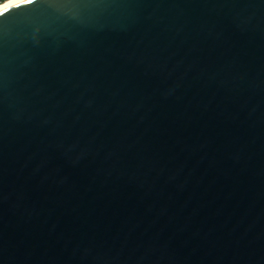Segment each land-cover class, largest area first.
I'll list each match as a JSON object with an SVG mask.
<instances>
[{
  "label": "water",
  "instance_id": "obj_1",
  "mask_svg": "<svg viewBox=\"0 0 264 264\" xmlns=\"http://www.w3.org/2000/svg\"><path fill=\"white\" fill-rule=\"evenodd\" d=\"M0 264H264V0L0 11Z\"/></svg>",
  "mask_w": 264,
  "mask_h": 264
},
{
  "label": "bare ground",
  "instance_id": "obj_2",
  "mask_svg": "<svg viewBox=\"0 0 264 264\" xmlns=\"http://www.w3.org/2000/svg\"><path fill=\"white\" fill-rule=\"evenodd\" d=\"M23 1H26V0H6L0 4V11L4 10L6 8H9L13 5L19 4Z\"/></svg>",
  "mask_w": 264,
  "mask_h": 264
},
{
  "label": "built area",
  "instance_id": "obj_3",
  "mask_svg": "<svg viewBox=\"0 0 264 264\" xmlns=\"http://www.w3.org/2000/svg\"><path fill=\"white\" fill-rule=\"evenodd\" d=\"M4 1H6V0H0V4L3 3Z\"/></svg>",
  "mask_w": 264,
  "mask_h": 264
}]
</instances>
